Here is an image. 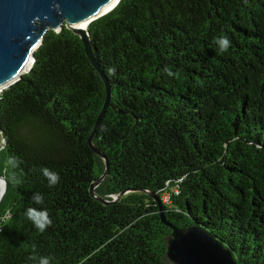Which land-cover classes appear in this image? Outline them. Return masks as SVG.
Returning <instances> with one entry per match:
<instances>
[{
	"label": "trees",
	"instance_id": "obj_1",
	"mask_svg": "<svg viewBox=\"0 0 264 264\" xmlns=\"http://www.w3.org/2000/svg\"><path fill=\"white\" fill-rule=\"evenodd\" d=\"M87 31L110 88L92 137L109 173L94 193L135 192L107 205L91 196L105 168L88 143L105 83L77 35L48 31L30 70L0 92V264H173L152 195L167 223L200 226L237 264H264V0H119ZM28 207L48 210L46 231Z\"/></svg>",
	"mask_w": 264,
	"mask_h": 264
},
{
	"label": "water",
	"instance_id": "obj_2",
	"mask_svg": "<svg viewBox=\"0 0 264 264\" xmlns=\"http://www.w3.org/2000/svg\"><path fill=\"white\" fill-rule=\"evenodd\" d=\"M119 0H0V88L2 90L27 73L34 61V52L41 45L48 31L59 32L63 28L77 35L92 66L99 72L105 83L106 98L97 117L92 135L88 139L93 153L104 162L103 174L90 186V194L98 202L107 205L135 190H126L111 201H106L94 193V189L106 178L109 166L106 156L92 144L95 129L110 105V88L93 54L87 26L92 21L110 12ZM87 21L86 27L79 23ZM0 133L1 130H0ZM1 138H4L3 136ZM0 194L2 200L8 186L7 178ZM156 200L161 221L171 229L166 239V257L173 264H237L230 250L216 241L200 226L177 228L165 221L163 205L157 195Z\"/></svg>",
	"mask_w": 264,
	"mask_h": 264
},
{
	"label": "clouds",
	"instance_id": "obj_3",
	"mask_svg": "<svg viewBox=\"0 0 264 264\" xmlns=\"http://www.w3.org/2000/svg\"><path fill=\"white\" fill-rule=\"evenodd\" d=\"M214 43L218 46L220 53L227 52L231 47V41L226 35H221L215 38ZM107 71L109 75H115L116 69L109 68ZM169 74L171 75V72H169ZM2 136L3 134L0 133V137ZM5 147L6 138H0V151H2ZM11 163L13 167H16L19 162L13 159ZM40 171L47 179L50 187L59 183L61 178L58 172H55L47 167H42ZM17 183H19V181H17ZM31 200L37 205H44L45 203L43 195L39 192L33 193ZM25 215L40 232L46 231V229L52 224V219L50 218L49 212L46 208L37 209L35 207H28L25 211ZM33 249L35 250V246H33ZM30 259L36 262V264H51L52 261V258L49 256L32 255Z\"/></svg>",
	"mask_w": 264,
	"mask_h": 264
},
{
	"label": "bare ground",
	"instance_id": "obj_4",
	"mask_svg": "<svg viewBox=\"0 0 264 264\" xmlns=\"http://www.w3.org/2000/svg\"><path fill=\"white\" fill-rule=\"evenodd\" d=\"M79 26H81L83 28L86 27L87 26V21L79 23ZM2 89L3 88H0V92L2 91ZM3 186H4V180L2 178H0V194L2 192Z\"/></svg>",
	"mask_w": 264,
	"mask_h": 264
},
{
	"label": "built area",
	"instance_id": "obj_5",
	"mask_svg": "<svg viewBox=\"0 0 264 264\" xmlns=\"http://www.w3.org/2000/svg\"><path fill=\"white\" fill-rule=\"evenodd\" d=\"M163 201L164 202H167L168 201V198H167V196L165 195V196H163Z\"/></svg>",
	"mask_w": 264,
	"mask_h": 264
},
{
	"label": "rangeland",
	"instance_id": "obj_6",
	"mask_svg": "<svg viewBox=\"0 0 264 264\" xmlns=\"http://www.w3.org/2000/svg\"><path fill=\"white\" fill-rule=\"evenodd\" d=\"M1 138V137H0Z\"/></svg>",
	"mask_w": 264,
	"mask_h": 264
}]
</instances>
